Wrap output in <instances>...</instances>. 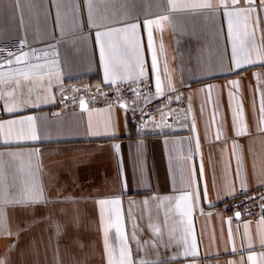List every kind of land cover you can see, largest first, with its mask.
Listing matches in <instances>:
<instances>
[{"label": "crops", "instance_id": "obj_1", "mask_svg": "<svg viewBox=\"0 0 264 264\" xmlns=\"http://www.w3.org/2000/svg\"><path fill=\"white\" fill-rule=\"evenodd\" d=\"M206 2L213 7L199 6ZM223 2L0 0V43L56 44L36 65L47 70L0 72V264H108L104 232L111 217L109 240L118 245L117 207L134 264H264V216L224 208L240 188L264 187V5ZM246 7L255 11L232 18L230 37L225 12ZM100 32L110 35L98 40ZM102 43L119 73L114 82ZM233 43L252 64L236 66ZM148 76L156 92L134 104L61 102L70 90ZM181 100L188 116L167 127L132 121L147 103ZM29 195L36 202H19ZM113 199L119 206L99 204Z\"/></svg>", "mask_w": 264, "mask_h": 264}, {"label": "built area", "instance_id": "obj_2", "mask_svg": "<svg viewBox=\"0 0 264 264\" xmlns=\"http://www.w3.org/2000/svg\"><path fill=\"white\" fill-rule=\"evenodd\" d=\"M55 42L31 44L26 40L12 39L0 43V72L8 69L9 78L32 75L43 67L36 68L37 63H48L50 53L54 54ZM21 54L29 55V60L17 64L14 60ZM58 57V55H56ZM79 87V86H77ZM75 87V88H77ZM156 92L154 79L145 77L135 83L115 86L89 87L79 92L70 90L62 97V105H82L84 102L96 104H134L138 100H147ZM2 108L0 107V116ZM132 121L142 127L155 126L164 128L172 122L188 116V104L181 100L175 104L147 103L139 110H132ZM224 208L240 214V218H257L264 216V187L256 190L240 188L238 194L224 203Z\"/></svg>", "mask_w": 264, "mask_h": 264}, {"label": "snow or ice", "instance_id": "obj_3", "mask_svg": "<svg viewBox=\"0 0 264 264\" xmlns=\"http://www.w3.org/2000/svg\"><path fill=\"white\" fill-rule=\"evenodd\" d=\"M238 2H239V0H232V4L234 6L237 5ZM253 2H254V0H246V4H248V5H252ZM261 4L264 5V0H261ZM199 6L204 7V8H209V9H211L213 7V5L210 2L202 3ZM221 6L227 7V5L223 2V0H222ZM254 11H255L254 8L246 7V8H236L234 11L225 12V15L228 17V29H229V36L230 37L232 36V26H233L232 18L233 17L239 18L243 15L244 19L247 21L250 19V14ZM152 23L159 24V21H149L148 22L149 25H151ZM131 27H132V30L134 32L136 25H132ZM245 27H247V24H245ZM114 31L126 32V31H128V29L127 28L116 29ZM106 35H110V33H107V32L97 33V39L99 40L101 36H106ZM253 36H254V32H253ZM151 40H152L151 31H149V48H151V46H152ZM253 43L255 46V41H253ZM262 46H264V41H262ZM135 52H136V55L139 56L138 42H137V46L135 48ZM257 55H259V52H257ZM17 59H20V58L17 57ZM101 59L104 62L106 78L111 77L113 82L117 78H120L119 73L117 71V68H116L115 64L113 63L112 54H111V52H109L106 55L103 43L101 44ZM233 60H234L237 67H241L242 65L253 63V60L248 55H245L243 57L238 56L235 43H233ZM155 68H156V60H155V56H153V69H155ZM142 74L143 73H141V75ZM233 84L238 85V82L234 81ZM160 92H161L160 83H159V81H157V93L159 94ZM229 95L231 97V93ZM7 110L8 111H14L15 109L13 107H8ZM261 112L264 113V97H262V99H261ZM28 120L32 121L33 118L28 117ZM262 122H264V116H262ZM9 123L15 124L18 122L17 121H10ZM233 123L235 125V115L233 118ZM0 127H2V125H0ZM236 134L242 135V134H246V132L237 131ZM32 138L35 139V132L34 131H33ZM115 147L117 148V151H118L119 146L117 145ZM201 171H202V169H201ZM242 186H243V181H242ZM205 195H206V190H205ZM37 199H38L37 195H29L27 197V199H25L23 201H19V202H21V203H34V202H36ZM181 199L187 200V199H189V197L185 196V197H181ZM145 203H147V202H145ZM99 204L102 206L107 205V204L119 206L120 200L119 199L100 200ZM237 215H239V214H237ZM102 219H103V210H102ZM112 226H113V222L111 220V217H109L108 227L105 229V232H104L105 253L108 257V264H134L133 260L131 259V248L129 247L128 237L123 233L122 228H121V217H120L118 207L116 210V220H115L116 239L118 240V245H114V244L110 243V240H109V230ZM150 227H152L153 233L155 235H160V231H159L158 227H155L153 225H150ZM132 239H134V240L136 239L135 226H134V231L132 233ZM137 243L139 245V241H137ZM261 243L264 244V239H262ZM249 259H251V257H249ZM139 264H149V262L141 260L139 262Z\"/></svg>", "mask_w": 264, "mask_h": 264}, {"label": "water", "instance_id": "obj_4", "mask_svg": "<svg viewBox=\"0 0 264 264\" xmlns=\"http://www.w3.org/2000/svg\"><path fill=\"white\" fill-rule=\"evenodd\" d=\"M238 216L240 217V214Z\"/></svg>", "mask_w": 264, "mask_h": 264}]
</instances>
